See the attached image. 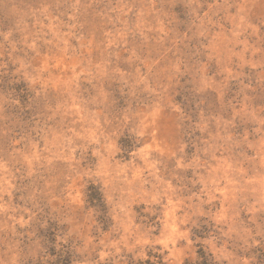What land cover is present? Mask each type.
I'll use <instances>...</instances> for the list:
<instances>
[{
  "label": "rangeland",
  "instance_id": "374dc122",
  "mask_svg": "<svg viewBox=\"0 0 264 264\" xmlns=\"http://www.w3.org/2000/svg\"><path fill=\"white\" fill-rule=\"evenodd\" d=\"M0 264H264V0H0Z\"/></svg>",
  "mask_w": 264,
  "mask_h": 264
}]
</instances>
